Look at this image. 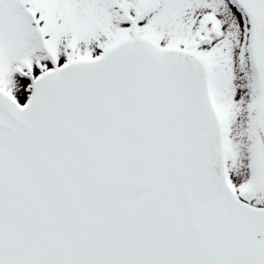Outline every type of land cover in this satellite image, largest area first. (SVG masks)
Returning a JSON list of instances; mask_svg holds the SVG:
<instances>
[{
    "label": "snow or ice",
    "instance_id": "snow-or-ice-1",
    "mask_svg": "<svg viewBox=\"0 0 264 264\" xmlns=\"http://www.w3.org/2000/svg\"><path fill=\"white\" fill-rule=\"evenodd\" d=\"M0 264H264V0H0Z\"/></svg>",
    "mask_w": 264,
    "mask_h": 264
}]
</instances>
